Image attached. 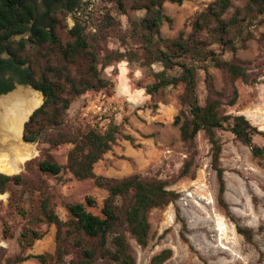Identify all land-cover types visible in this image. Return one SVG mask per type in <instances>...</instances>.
Listing matches in <instances>:
<instances>
[{
    "label": "trees",
    "instance_id": "trees-1",
    "mask_svg": "<svg viewBox=\"0 0 264 264\" xmlns=\"http://www.w3.org/2000/svg\"><path fill=\"white\" fill-rule=\"evenodd\" d=\"M47 10L38 17L34 0H0V73L11 72L18 82L31 85L42 92L43 104L35 110L26 122L24 139L35 141L40 138L50 146L71 142L66 164H61L49 152L42 157L26 161L27 173L7 175L0 173V190L11 192L10 205L22 214L27 210L18 205L16 186L27 191H39L35 199L32 216L36 221L56 226V248L54 253H29L21 260L36 258L42 264H136L135 249L130 242L134 238L146 247L152 237L150 215L155 208H164L175 203L180 192L168 187V181L156 176L138 174L123 178L97 174L95 164L112 149L121 132L120 124L111 120L101 131L98 127L86 129L68 123L67 116L73 101L89 90H109L114 81L103 75V69L114 62L140 60L142 65L161 63L163 68L152 70L155 82L146 86V92L155 94L161 88L184 85L180 95L181 109L175 116L174 125L179 126L180 138L186 147L187 156L178 178L188 176L198 155L197 135L204 131L211 143V165L219 182L218 201L226 215L235 222L238 233L249 243L254 242L253 228L242 225L233 214L225 198V168L221 163L223 141L218 130H229L235 138L247 145L255 158L264 166V145L254 141L264 131L243 114L226 113L224 106H233L239 98L236 85L238 79L254 82L249 73L251 64L236 56L237 50L254 37L255 25L264 21V0H246L236 6L228 15L231 0H213L191 23L192 31L177 37L161 36L163 20L171 21L164 15L166 1L182 3L184 0H101L111 4L107 8L105 21L108 30L117 32L127 50L107 49L102 39L106 35L100 27L89 33L86 23L77 18L74 26L61 29L58 13H54L55 2L64 3L68 11L77 6L79 0H44ZM127 15L129 27L122 28L111 13ZM143 15H137L138 11ZM46 21V22H43ZM29 37L15 39L17 35ZM231 52V57L224 56ZM220 68L225 79L223 90L216 88L214 77L208 67ZM258 65H261L260 63ZM205 71L206 98L201 102L198 86L199 71ZM2 92L12 90L13 83L0 80ZM127 139L133 140L131 135ZM69 170L76 178H92L95 184L105 188L108 195L102 201L98 212L91 208L98 201L87 196L85 201L66 202L68 218L62 219L56 212L53 194L43 174L57 176ZM177 218L186 229L187 224L176 206ZM11 226L4 222L3 233L11 237ZM43 233L24 228L19 236L22 249L31 247ZM183 241L190 244L185 232ZM190 247L193 246L190 244ZM173 256L168 247L155 253L149 264H163Z\"/></svg>",
    "mask_w": 264,
    "mask_h": 264
},
{
    "label": "rangeland",
    "instance_id": "rangeland-1",
    "mask_svg": "<svg viewBox=\"0 0 264 264\" xmlns=\"http://www.w3.org/2000/svg\"><path fill=\"white\" fill-rule=\"evenodd\" d=\"M212 1H166L163 12L171 21L163 20L161 36L174 38L181 31L188 35L192 31V21ZM34 2L38 17L42 19L47 5L44 0ZM231 2L234 7L230 8L228 15L246 0ZM110 5L101 0H79L77 6L65 14L67 6L55 2L52 10L58 13L60 19L64 18V21H61V29L65 28L64 23L68 28H72L76 19L80 18L86 23L89 33H95L100 27L104 28L108 36L102 39H107L103 42L107 49L125 51L128 48L122 44V38L106 26L105 14ZM111 13L123 29L129 27L127 15L119 14L116 10ZM143 13V10L138 11L137 15ZM251 29L255 36L249 38L245 46L237 50L236 56L252 63L249 73L255 81L247 83L238 79L237 103L233 106L226 105L223 110L230 114L245 115L252 124L264 131V21ZM23 37L27 38L29 34L17 35L15 39ZM231 55V52L224 54L227 58ZM3 56L7 57V54ZM259 63L261 65H258ZM162 68L163 65L158 62L153 63L151 67L142 65L140 60L114 62L103 69V75L114 81V88L89 90L77 97L67 116L69 124L82 129L95 126L104 131L111 120L120 124L121 132L117 135L112 149L95 164L94 170L97 174L115 178L134 174L144 177L156 176L168 181L169 188L180 192V197L175 203L152 210V237L146 247H142L130 237L135 249L136 264H149L155 253L168 247L173 249V256L163 264H264V166L253 156L250 148L237 140L231 131L218 130V135L223 141L221 163L225 168V198L236 219L242 225L253 228L254 242L249 243L238 233L235 222L226 215L219 204V182L211 165V143L204 131L197 135L199 152L191 173L178 178L187 151L180 138L179 126L174 125L173 121L182 107L180 95L184 85L161 88L153 95L148 94L146 86L156 80L151 69ZM208 70L214 77L216 88L223 90L225 79L222 70L212 64ZM204 78L205 71L201 69L198 92L202 103L206 98ZM16 88L18 87L15 86L14 89ZM127 135H131L133 140L127 139ZM254 141L264 145V136L257 134ZM27 143L34 146L35 155L32 158L42 157L44 153L49 152L61 164L67 163L69 151L74 146L73 143L67 142L53 147L40 138ZM27 171L25 162L20 172ZM42 177L49 184L56 212L64 220L68 218L66 202L85 201L87 196H92L99 204L91 210L98 212L102 201L108 195L107 189L97 186L92 178L80 180L67 169L57 176L43 174ZM3 194H6V197L0 199V264H42L36 258L21 260L29 253H54L56 248V226L36 221L32 216L36 213L33 207L39 191H27L16 186L13 198L28 211L27 215H22L15 206L10 205V191ZM176 206L180 208L181 216L186 221V229H183L181 220L177 218ZM5 221L11 226V237L3 233ZM24 228L43 233V237L35 239L31 247L22 249L18 239ZM182 231L189 238L193 248L183 241ZM48 264H51L49 260Z\"/></svg>",
    "mask_w": 264,
    "mask_h": 264
},
{
    "label": "bare ground",
    "instance_id": "bare-ground-1",
    "mask_svg": "<svg viewBox=\"0 0 264 264\" xmlns=\"http://www.w3.org/2000/svg\"><path fill=\"white\" fill-rule=\"evenodd\" d=\"M41 92L29 86H18L0 95V172L15 174L35 155L33 144L23 140L24 123L42 103ZM0 190V199L5 198Z\"/></svg>",
    "mask_w": 264,
    "mask_h": 264
},
{
    "label": "flooded vegetation",
    "instance_id": "flooded-vegetation-1",
    "mask_svg": "<svg viewBox=\"0 0 264 264\" xmlns=\"http://www.w3.org/2000/svg\"><path fill=\"white\" fill-rule=\"evenodd\" d=\"M0 58H6L3 56V54H0ZM0 80H4L7 82V84H11L13 83L14 86H15V83L18 82V80L16 78L13 77V75L11 74V72H7L5 74H1L0 73ZM2 88V87H0ZM3 89V88H2ZM0 89V93H5V92H2L3 90ZM25 129V128H24Z\"/></svg>",
    "mask_w": 264,
    "mask_h": 264
},
{
    "label": "water",
    "instance_id": "water-1",
    "mask_svg": "<svg viewBox=\"0 0 264 264\" xmlns=\"http://www.w3.org/2000/svg\"><path fill=\"white\" fill-rule=\"evenodd\" d=\"M21 85H22V86H29V87H31L32 89H35V88H33L32 86L27 85V84H23V83H20V82H16V83H15V86H16V87L21 86ZM13 90H14V88H13L12 90H9V91L5 92V93H0V95L7 94V93H9V92H11V91H13ZM35 90H37V89H35ZM38 91H39V90H38ZM43 97H44V96H43ZM43 102H44V99H43L42 103H41L37 108H39V107L43 104ZM37 108H36V109H37ZM36 109H35V110H36ZM35 110L30 114L28 120L31 118V116H32V114L35 112ZM28 120H27V121H28ZM27 121H26V122H27ZM26 122L24 123V128H25ZM22 137H23V140L26 141V140L24 139V129H23ZM26 142H27V141H26Z\"/></svg>",
    "mask_w": 264,
    "mask_h": 264
},
{
    "label": "crops",
    "instance_id": "crops-1",
    "mask_svg": "<svg viewBox=\"0 0 264 264\" xmlns=\"http://www.w3.org/2000/svg\"><path fill=\"white\" fill-rule=\"evenodd\" d=\"M31 264H37V263L33 262V263H31Z\"/></svg>",
    "mask_w": 264,
    "mask_h": 264
}]
</instances>
